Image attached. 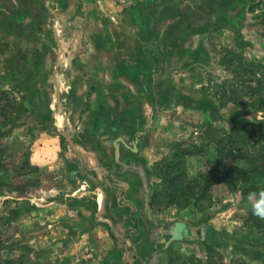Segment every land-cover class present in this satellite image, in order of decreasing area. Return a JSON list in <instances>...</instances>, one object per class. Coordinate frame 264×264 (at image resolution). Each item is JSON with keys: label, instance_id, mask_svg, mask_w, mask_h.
<instances>
[{"label": "crops", "instance_id": "0c3cea01", "mask_svg": "<svg viewBox=\"0 0 264 264\" xmlns=\"http://www.w3.org/2000/svg\"><path fill=\"white\" fill-rule=\"evenodd\" d=\"M246 5L247 0H0L1 41H35L46 31L61 47L52 84L68 115L49 141V153L42 149L43 160L51 158L45 167H59L72 183L59 216L65 219L62 229L75 234L72 252L85 251L86 264H163L173 249L211 234L207 221L187 219L173 207L152 208L153 168L167 142L181 134L183 97L205 84L183 83V70H206L205 43L232 31L230 9ZM196 6L210 23L192 25L186 9ZM244 13L237 15L238 24ZM11 23L30 26L29 35ZM189 35L199 39L188 47L198 54L183 66L182 40ZM183 88L190 93L183 95Z\"/></svg>", "mask_w": 264, "mask_h": 264}, {"label": "rangeland", "instance_id": "374dc122", "mask_svg": "<svg viewBox=\"0 0 264 264\" xmlns=\"http://www.w3.org/2000/svg\"><path fill=\"white\" fill-rule=\"evenodd\" d=\"M263 5L261 1L247 0L246 8L230 9V29L235 35L230 30L222 38L208 39L203 49L206 70H199L196 75L183 70V83L184 80L186 84L200 80L205 84L202 88H193V96L183 97L181 121L177 122L181 134L177 140L167 142L153 168L152 191L157 197L152 208L161 211L173 207L187 219H198L199 223L207 221L211 234L199 243L173 249L165 256L163 264H264V234L246 222L247 211L256 204L260 183L242 184L235 192L216 185L207 194L210 200L200 201L194 209L189 206V200L180 208L166 207L165 197L171 193L173 185L178 187L179 184L167 185L166 178L165 184L162 180L166 175L165 164L179 162L176 173L183 172L179 178L183 185L208 171L214 161L209 146L198 155L178 154V149L189 151L190 144H204L201 128L211 124L230 130L233 122L257 123L264 119L263 113L234 110L231 104L220 107L214 96L220 94L217 85L226 81L237 85L244 77L240 60H264ZM199 8L196 6L192 12L183 8L189 21L195 23L194 27L197 21L205 19L199 14ZM208 9L210 13L211 7ZM243 10L244 22L241 19L238 24L237 15L241 18ZM192 36L182 40L183 66L198 54L197 50L193 52L188 48L196 47L199 42ZM60 48L56 38L46 31L35 41L0 40V264H86L85 251L72 252L75 234L71 229L69 232L62 229L65 219L59 216L58 208L64 195L71 193L72 183L59 167L53 164L50 170L45 167L51 158L43 160L52 146L49 141L64 129L63 121L68 115V106L58 101L57 87L52 84V69L59 62ZM233 70L238 74L231 72ZM248 77L246 74L244 78ZM189 90L183 88V95L190 93ZM234 98L240 102L245 95L237 92ZM54 224L57 226L51 227ZM169 257L171 262L168 263Z\"/></svg>", "mask_w": 264, "mask_h": 264}, {"label": "trees", "instance_id": "16d2710c", "mask_svg": "<svg viewBox=\"0 0 264 264\" xmlns=\"http://www.w3.org/2000/svg\"><path fill=\"white\" fill-rule=\"evenodd\" d=\"M11 26L17 30L20 29L22 35H29L25 30L30 26L21 23H11ZM239 67L242 68L244 77L247 74L250 78L245 79L242 76V79L237 81V85L236 82L230 83V81L217 85L220 94L214 96H216L219 106L224 107L231 104L234 110H248L254 114H264V60L257 62L248 60L241 62L240 60ZM225 68L227 69V66ZM231 72L238 74L237 70ZM237 92L241 96L245 95V98L240 102H236L234 98ZM201 129H203L201 136H203L204 144H190L189 151L178 149V154L183 156L198 155L209 146L214 155L213 164L210 165L206 173L199 174L194 180L184 185L179 183L183 172L179 170L176 173L179 162L175 165L165 164L166 175L162 179L163 183L165 184L166 178L167 185H171L173 182L179 184L178 187L173 185L171 189L169 188L171 193L165 197V206L180 208L181 204L189 200V206L195 209L199 206L200 201L210 200V196L207 194L216 185H222L229 192H235L242 184L260 183L261 187L255 196L256 204L247 211L246 222L264 234V218L254 212V207L264 211V119L257 123H252L249 120L233 122L230 130L218 129L211 124ZM185 190L188 191L187 194ZM156 197V192L153 191L150 197L151 206ZM170 258L168 263L171 262ZM240 264L247 263L240 262Z\"/></svg>", "mask_w": 264, "mask_h": 264}, {"label": "clouds", "instance_id": "9594fccd", "mask_svg": "<svg viewBox=\"0 0 264 264\" xmlns=\"http://www.w3.org/2000/svg\"><path fill=\"white\" fill-rule=\"evenodd\" d=\"M254 212H255V214H257V215L261 216L262 218H264V211L254 207Z\"/></svg>", "mask_w": 264, "mask_h": 264}]
</instances>
